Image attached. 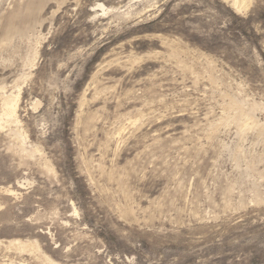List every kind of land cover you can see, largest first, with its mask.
Returning a JSON list of instances; mask_svg holds the SVG:
<instances>
[{
    "label": "rangeland",
    "instance_id": "1",
    "mask_svg": "<svg viewBox=\"0 0 264 264\" xmlns=\"http://www.w3.org/2000/svg\"><path fill=\"white\" fill-rule=\"evenodd\" d=\"M18 89L0 264H264V0H0Z\"/></svg>",
    "mask_w": 264,
    "mask_h": 264
},
{
    "label": "bare ground",
    "instance_id": "2",
    "mask_svg": "<svg viewBox=\"0 0 264 264\" xmlns=\"http://www.w3.org/2000/svg\"><path fill=\"white\" fill-rule=\"evenodd\" d=\"M232 1L238 10H241V9L243 10V8L247 7L248 0H232ZM103 10H105V9L103 8ZM9 29H11V28H9ZM9 31L10 32L8 33V36L11 38V35H12L11 30H9ZM36 51L37 50H35V52ZM26 56H28V55H26ZM19 95H20V89H18V93L15 95L9 94V95H4L2 97L1 105H0L1 106V108H0V128H2L4 126V124H10V123L18 124L19 123V114H18V110H17L18 109ZM232 106L237 109V110H235V111H237V113L234 116V120H237L239 122V124L241 125V127L243 126V128H244V126H246L245 128H247V127H250V125L252 126V124H254L253 121H248V120L243 121L241 107L237 102H233ZM249 115L250 114H248V116ZM252 118H253V116H252ZM248 119H250V118H248ZM17 137L20 138V135ZM6 191L8 193L15 194V192L13 190H6ZM8 246L15 247L16 250L19 249L22 251H39V245L36 242V240L23 242L22 240L15 239V240L9 241ZM13 263L14 262L12 260H10L9 263H7V264H13ZM52 263H53V261H52Z\"/></svg>",
    "mask_w": 264,
    "mask_h": 264
}]
</instances>
